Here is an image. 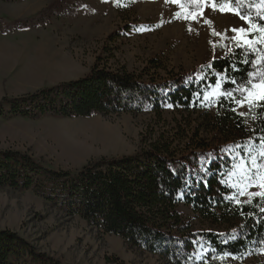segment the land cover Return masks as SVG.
I'll return each instance as SVG.
<instances>
[{"label": "rangeland", "instance_id": "obj_1", "mask_svg": "<svg viewBox=\"0 0 264 264\" xmlns=\"http://www.w3.org/2000/svg\"><path fill=\"white\" fill-rule=\"evenodd\" d=\"M51 1L0 0V15L23 19L35 15ZM71 1L79 4L71 17H53L36 29L5 33L27 34L21 40L0 41V99L80 79L98 57L99 66L136 73L149 69V60L155 58L163 66L156 71L163 78L177 77L212 58L222 57L236 45H247L245 40L252 41L247 46L264 52V0H241L259 23L239 15L232 5L234 0H219L218 4L215 0ZM240 28L245 29L243 35L234 31ZM128 29L126 35L118 36ZM16 41L21 42L16 45ZM255 75L260 81L253 82L251 89L241 94V103L235 108L242 116L251 115L261 106L262 89L253 85L264 83V70L260 68ZM220 93V87L208 92L205 111L170 108L158 114L120 112L33 120L0 117V151L20 152L61 170H74L101 156L133 155L150 142L167 145L179 156L195 150L198 139L221 143L218 141L222 138L233 137L231 129L226 135L220 133L219 106L228 100ZM230 183L237 190L236 203L251 204L255 197L261 198L249 195L264 192V158L260 152L240 161L230 175ZM179 208L195 230H224L223 226L203 220L189 207ZM0 229L16 232L38 251L64 264H112L107 258L115 256L126 264L165 262L157 255L128 246L117 236L102 233L78 216L66 215L29 190L0 188ZM226 261L264 264V240L252 253Z\"/></svg>", "mask_w": 264, "mask_h": 264}, {"label": "trees", "instance_id": "obj_2", "mask_svg": "<svg viewBox=\"0 0 264 264\" xmlns=\"http://www.w3.org/2000/svg\"><path fill=\"white\" fill-rule=\"evenodd\" d=\"M232 5L239 15L259 23L244 1L234 0ZM78 9L77 2L53 0L23 19L0 15V33L36 29L53 17H71ZM262 51L236 45L222 57L163 78L156 72L163 66L155 58L149 60V69L136 73L99 66L98 57L80 79L1 98L3 119L158 114L170 108L205 111V94L219 85L223 93L232 92L219 106L220 133L231 129L233 137H224L221 143L198 139L195 150L179 156L167 145L150 142L133 155L89 159L74 170L54 169L20 152L0 151V188L29 190L66 215L78 216L128 246L163 258L164 264H228L227 258L252 253L264 240V200L255 197L251 204L236 203L230 175L240 161L264 152V100L251 115L235 111L236 100L260 81L255 72L264 70ZM180 205L224 230L193 229ZM107 261L126 264L116 256ZM0 264L64 263L38 251L16 232L0 229Z\"/></svg>", "mask_w": 264, "mask_h": 264}, {"label": "snow or ice", "instance_id": "obj_3", "mask_svg": "<svg viewBox=\"0 0 264 264\" xmlns=\"http://www.w3.org/2000/svg\"><path fill=\"white\" fill-rule=\"evenodd\" d=\"M177 16H179V13H177ZM234 31H238L239 33H241L242 35L245 33V29L240 28V29H236ZM245 44L251 46L252 41L251 40H245L244 41ZM247 63V62H246ZM246 71V70H245ZM217 87H219V85H217ZM253 87H259L262 89V91L259 93V99L260 100H264V83L260 84V85H253ZM238 90V89H237ZM198 95V94H197ZM219 95H222L224 97H228L231 98L232 97V92L231 91H226L224 93H220ZM254 95V94H253ZM205 100H208V96L207 94H205L204 96ZM241 101L240 100H236V104H240ZM249 103H251V99L249 100ZM168 107H172L173 105L169 104L167 105ZM241 115H243V113H241ZM262 141H264V137L261 138ZM261 155L264 156V152H261ZM252 164L253 167H256V158L253 157L252 158ZM261 187H264V184L261 185ZM250 196H260L261 198H264V192H253V193H249ZM264 211V210H262ZM243 227V226H242Z\"/></svg>", "mask_w": 264, "mask_h": 264}, {"label": "crops", "instance_id": "obj_4", "mask_svg": "<svg viewBox=\"0 0 264 264\" xmlns=\"http://www.w3.org/2000/svg\"><path fill=\"white\" fill-rule=\"evenodd\" d=\"M27 34V33H25ZM24 32H16L11 35L1 34L0 33V41H8V40H21L25 36ZM19 38V39H18ZM21 41H16V45H18Z\"/></svg>", "mask_w": 264, "mask_h": 264}]
</instances>
